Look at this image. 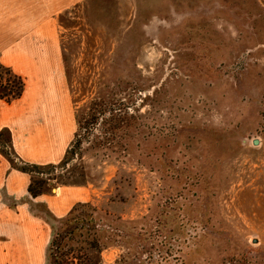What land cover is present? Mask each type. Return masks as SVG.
<instances>
[{"label":"rangeland","instance_id":"374dc122","mask_svg":"<svg viewBox=\"0 0 264 264\" xmlns=\"http://www.w3.org/2000/svg\"><path fill=\"white\" fill-rule=\"evenodd\" d=\"M0 59H18L40 107H64L67 148L96 98L134 117L128 146L69 165L82 185L28 199L47 250L82 202L129 229L103 264H264V0H0Z\"/></svg>","mask_w":264,"mask_h":264},{"label":"trees","instance_id":"16d2710c","mask_svg":"<svg viewBox=\"0 0 264 264\" xmlns=\"http://www.w3.org/2000/svg\"><path fill=\"white\" fill-rule=\"evenodd\" d=\"M24 89L23 78L0 64V100L12 102L20 99ZM129 115V108L124 102L113 103L106 96L92 100L77 115L78 130L58 165L41 166L22 162L23 166H18L15 158L12 157L14 151L10 148L9 141L3 139L2 133H0V147H3L1 151L8 156L13 168L31 175L28 194L36 199L48 191V186L52 182L64 186L82 185L84 174L77 175V168L70 170L68 167L73 161L81 160L86 152L96 149L112 150L115 145L128 146L129 143L123 136L133 124L134 117ZM97 128H100L98 132ZM4 148L9 152L3 150ZM58 170L60 172L56 173ZM80 177L82 179H79ZM119 226L122 225L108 220L107 215L105 218L101 216L98 209L90 203H77L63 218L61 227L52 234L46 264H103L101 253L117 242V238L120 237L119 232H125L124 236L129 233L128 228L123 229ZM164 248H168L169 251L172 248L178 253V248L181 247L174 245L173 238L168 236ZM174 255L162 254L160 261H169L171 257V260L177 263L181 257ZM158 260L155 253H150L149 258L141 261L140 264H159ZM115 264H129L127 256H123Z\"/></svg>","mask_w":264,"mask_h":264},{"label":"crops","instance_id":"0c3cea01","mask_svg":"<svg viewBox=\"0 0 264 264\" xmlns=\"http://www.w3.org/2000/svg\"><path fill=\"white\" fill-rule=\"evenodd\" d=\"M17 60L0 59V64L18 76H30L25 68L16 67ZM33 60L35 66L32 68L43 67L42 59ZM42 99L43 96L32 85L25 83L20 99L12 102L0 100V133L3 139L9 141L10 148L20 160L35 165L59 163L67 150L66 143L62 144L64 138H58L60 136L55 130L60 129L63 137L66 136L63 130L64 107L51 103L46 105L47 108L40 107ZM30 183L31 175L13 168L8 156L0 149V264L47 263L48 241L40 239V226L33 216L28 215V199L36 202L40 198L46 200L48 196L44 194L33 199L28 194ZM61 191L65 195L72 193L64 188L56 190L58 193ZM12 200L20 201L15 211L10 207Z\"/></svg>","mask_w":264,"mask_h":264},{"label":"water","instance_id":"95a60500","mask_svg":"<svg viewBox=\"0 0 264 264\" xmlns=\"http://www.w3.org/2000/svg\"><path fill=\"white\" fill-rule=\"evenodd\" d=\"M255 145H258V141H255V143H254Z\"/></svg>","mask_w":264,"mask_h":264}]
</instances>
